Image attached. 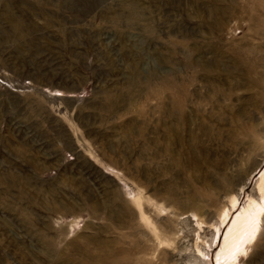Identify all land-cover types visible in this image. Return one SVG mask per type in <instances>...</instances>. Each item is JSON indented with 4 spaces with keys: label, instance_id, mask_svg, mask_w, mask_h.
Returning a JSON list of instances; mask_svg holds the SVG:
<instances>
[{
    "label": "rangeland",
    "instance_id": "rangeland-1",
    "mask_svg": "<svg viewBox=\"0 0 264 264\" xmlns=\"http://www.w3.org/2000/svg\"><path fill=\"white\" fill-rule=\"evenodd\" d=\"M0 264H264V0H0Z\"/></svg>",
    "mask_w": 264,
    "mask_h": 264
}]
</instances>
